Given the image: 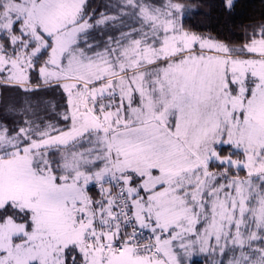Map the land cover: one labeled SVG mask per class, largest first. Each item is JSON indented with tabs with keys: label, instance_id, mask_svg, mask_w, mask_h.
I'll return each mask as SVG.
<instances>
[{
	"label": "snow or ice",
	"instance_id": "obj_1",
	"mask_svg": "<svg viewBox=\"0 0 264 264\" xmlns=\"http://www.w3.org/2000/svg\"><path fill=\"white\" fill-rule=\"evenodd\" d=\"M191 7L0 0V264H264V19Z\"/></svg>",
	"mask_w": 264,
	"mask_h": 264
},
{
	"label": "trees",
	"instance_id": "obj_2",
	"mask_svg": "<svg viewBox=\"0 0 264 264\" xmlns=\"http://www.w3.org/2000/svg\"><path fill=\"white\" fill-rule=\"evenodd\" d=\"M108 3L111 0H106ZM100 0H89L94 7ZM192 7L185 17V26L230 43H239L243 29L264 19V0H236L232 12H225L221 0H186ZM104 10L103 4L95 6ZM202 264V259H199Z\"/></svg>",
	"mask_w": 264,
	"mask_h": 264
},
{
	"label": "rangeland",
	"instance_id": "obj_3",
	"mask_svg": "<svg viewBox=\"0 0 264 264\" xmlns=\"http://www.w3.org/2000/svg\"><path fill=\"white\" fill-rule=\"evenodd\" d=\"M100 2H101V4H103V6L109 4L106 0H100ZM100 2H96L95 6H99ZM95 6H94V8H95ZM198 259H202V261H203V257H200Z\"/></svg>",
	"mask_w": 264,
	"mask_h": 264
}]
</instances>
